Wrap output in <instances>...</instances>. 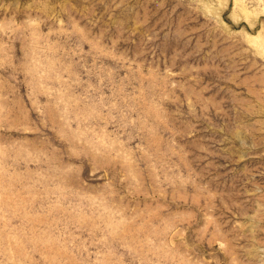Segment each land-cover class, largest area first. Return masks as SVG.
<instances>
[{"label": "rangeland", "instance_id": "1", "mask_svg": "<svg viewBox=\"0 0 264 264\" xmlns=\"http://www.w3.org/2000/svg\"><path fill=\"white\" fill-rule=\"evenodd\" d=\"M0 264H264V0H0Z\"/></svg>", "mask_w": 264, "mask_h": 264}]
</instances>
